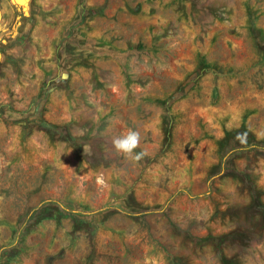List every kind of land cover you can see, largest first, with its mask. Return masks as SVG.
Masks as SVG:
<instances>
[{
	"label": "rangeland",
	"instance_id": "1",
	"mask_svg": "<svg viewBox=\"0 0 264 264\" xmlns=\"http://www.w3.org/2000/svg\"><path fill=\"white\" fill-rule=\"evenodd\" d=\"M0 264H264V0H0Z\"/></svg>",
	"mask_w": 264,
	"mask_h": 264
},
{
	"label": "clouds",
	"instance_id": "2",
	"mask_svg": "<svg viewBox=\"0 0 264 264\" xmlns=\"http://www.w3.org/2000/svg\"><path fill=\"white\" fill-rule=\"evenodd\" d=\"M141 135L138 131L129 129L126 133L116 136L112 139L113 149L122 154L125 158L139 161L145 153H137L135 150L140 146ZM96 183L101 188L108 187L107 181L103 174H99L96 177Z\"/></svg>",
	"mask_w": 264,
	"mask_h": 264
},
{
	"label": "trees",
	"instance_id": "3",
	"mask_svg": "<svg viewBox=\"0 0 264 264\" xmlns=\"http://www.w3.org/2000/svg\"><path fill=\"white\" fill-rule=\"evenodd\" d=\"M54 131H56V130H55V127H49V128H48V132L53 133Z\"/></svg>",
	"mask_w": 264,
	"mask_h": 264
}]
</instances>
